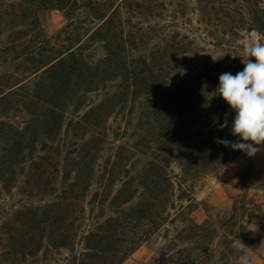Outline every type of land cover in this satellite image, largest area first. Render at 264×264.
I'll return each instance as SVG.
<instances>
[{
  "label": "trees",
  "instance_id": "obj_1",
  "mask_svg": "<svg viewBox=\"0 0 264 264\" xmlns=\"http://www.w3.org/2000/svg\"><path fill=\"white\" fill-rule=\"evenodd\" d=\"M154 9L0 0V264H124L142 245L154 264H240L262 247L249 165L233 208L197 201L237 153L216 141L237 137L193 110ZM53 11L67 25L50 38Z\"/></svg>",
  "mask_w": 264,
  "mask_h": 264
},
{
  "label": "rangeland",
  "instance_id": "obj_2",
  "mask_svg": "<svg viewBox=\"0 0 264 264\" xmlns=\"http://www.w3.org/2000/svg\"><path fill=\"white\" fill-rule=\"evenodd\" d=\"M134 1L139 4V8H156L153 12L159 16L157 25L159 32L163 33V49H168L167 43L171 38L174 39L175 75L193 110L206 119L210 128L223 124L226 119L230 125L235 113L222 97L214 95V91L221 74L229 72L235 75L243 70L242 59H248L243 51L246 41L255 38L264 43V0H206L208 5L204 8H200L195 0ZM66 25L61 11L45 15L44 31L50 38ZM21 121L19 117L17 122ZM226 128V131H231ZM239 139L237 137L236 141ZM257 147L261 151L255 156L237 150L232 162L198 193V203H208L222 209L233 208L237 196L242 193L239 175L248 165L260 180H264V145ZM20 193L18 189L4 198L2 210L9 212L17 208L21 201L27 200ZM256 200L264 204V193H256ZM196 216L200 222L206 219L202 206ZM263 223L257 224V231ZM262 247L246 254L251 264H264ZM155 257L148 245H142L124 264H154ZM63 258L56 256L50 262L39 264H62Z\"/></svg>",
  "mask_w": 264,
  "mask_h": 264
},
{
  "label": "clouds",
  "instance_id": "obj_3",
  "mask_svg": "<svg viewBox=\"0 0 264 264\" xmlns=\"http://www.w3.org/2000/svg\"><path fill=\"white\" fill-rule=\"evenodd\" d=\"M243 51L248 57L242 59L243 70L235 75L221 74L214 91V95L222 97L234 111L231 132L240 139L236 142L218 139L216 142L255 156L261 151L257 146L264 145V43L253 38L244 43ZM226 127L227 119L220 125L221 129ZM240 264L251 262L242 256Z\"/></svg>",
  "mask_w": 264,
  "mask_h": 264
},
{
  "label": "crops",
  "instance_id": "obj_4",
  "mask_svg": "<svg viewBox=\"0 0 264 264\" xmlns=\"http://www.w3.org/2000/svg\"><path fill=\"white\" fill-rule=\"evenodd\" d=\"M235 165V164H234ZM231 168V167H230ZM232 169V168H231ZM225 180H227V178H225ZM259 204L263 205V202L259 201ZM258 233L260 235V237L264 240V223L262 225H260L259 229H258ZM262 250L264 251V243H263V247Z\"/></svg>",
  "mask_w": 264,
  "mask_h": 264
}]
</instances>
